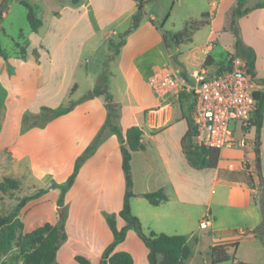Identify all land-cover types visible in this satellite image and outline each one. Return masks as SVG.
I'll return each mask as SVG.
<instances>
[{
    "label": "crops",
    "instance_id": "obj_1",
    "mask_svg": "<svg viewBox=\"0 0 264 264\" xmlns=\"http://www.w3.org/2000/svg\"><path fill=\"white\" fill-rule=\"evenodd\" d=\"M140 1L143 12L132 29V17ZM151 1L60 3L51 10L49 25L41 20L39 28L28 34L26 48L36 46L41 50L39 53L34 48L35 60L25 48L24 58L12 63V74H0V80L14 94L15 105L21 108L19 117L36 102L38 110L70 106L66 113L54 116L43 126L21 131L22 161L31 169L49 172L58 183L63 182L73 171L77 157L102 135L64 194L67 238L59 246L56 260L74 264V257L82 255L92 264H99L103 250L113 240L104 213L117 214L118 229L126 224L118 215L125 193L120 145L125 142L127 129L138 126L143 148L132 152L134 195L130 208L141 225L145 219L148 232L160 233L167 228L171 234L186 235L187 242L207 235L209 249L218 243H235L229 250L234 257L230 264H264V106L257 154V134L250 126L245 133H238L248 138L245 147L223 148L214 167L202 165L203 154L198 158L188 148L189 142L194 144L193 135H189L193 128V98L158 97L147 82L159 67L177 69L174 56L183 54L180 45L193 42L194 33L190 41L172 42L169 31L145 11ZM179 1L172 0V6ZM206 1L200 15L207 12L210 16L208 42L189 47L186 57L200 59L199 68L216 70L211 43L218 40L219 32L231 33L235 27L226 62L236 54L235 42L239 39L254 51V78L264 83V0H244L242 9L246 10L240 15L233 14L238 0H232L227 10L229 21L219 31L213 25L221 1ZM256 92H264V88ZM105 93L111 95L116 109L112 126L106 124L109 110ZM55 98V104L46 102ZM156 190L166 196L157 205L141 195ZM89 203L92 206L88 208ZM205 217L210 224L201 229L199 223ZM120 250L129 252L134 264L136 254L142 257V264H149L148 249L132 228L114 248Z\"/></svg>",
    "mask_w": 264,
    "mask_h": 264
},
{
    "label": "rangeland",
    "instance_id": "obj_2",
    "mask_svg": "<svg viewBox=\"0 0 264 264\" xmlns=\"http://www.w3.org/2000/svg\"><path fill=\"white\" fill-rule=\"evenodd\" d=\"M24 1L32 6L36 17L43 21L45 20L48 25L50 23L51 10L55 8V6H61L62 3L70 2V0ZM203 1L180 0L179 2H175L172 6V0H154L147 2L145 11L154 15L156 24H158V26H163L165 30L169 31V33H167L169 36L175 32L181 31L185 23L190 19L199 18L207 2L205 0L203 3ZM220 1L221 5L217 11L216 22L213 25L214 29L217 31H219L223 25H227L229 21V11L227 10L232 5V0ZM1 11L0 43L4 50L5 58H0V74H5L7 72L8 76H10L14 67L12 63L17 60H22L25 56L23 49L27 46L29 41L28 34L31 29L27 20L28 9L20 0H7L6 3L3 4ZM167 14H170L168 18ZM206 19L208 21L210 20L209 14ZM164 22L165 25H163ZM242 24H244V22H242ZM44 28L42 30H44ZM236 29L237 28L232 27L231 33L229 31L219 32L218 40L211 43L213 45L211 54L215 60L214 66L216 70H223L224 66L227 64L226 58L235 37L232 32H236ZM208 33V26L201 28L194 32L193 42L180 45L183 54H176L173 59L174 66H176L180 72L186 73L189 72L188 69H200V59L197 60V58H192L190 55L186 57V51L189 47L191 48L192 45H199L206 42L208 40ZM34 48L39 53L41 52L36 46ZM34 48H30V46L26 48V54H28L31 60H35L36 57L37 52L33 53ZM180 58L185 62L187 69L184 68V65H181ZM204 63L207 64V62ZM189 73H193V71ZM39 78L41 79V77ZM54 78L56 77L54 76ZM39 95L38 99L40 100L41 94ZM13 96V92H11L0 80V182L8 177L17 184L16 188H8L5 192L0 191V214L16 213L23 221L24 228L21 234H18V237L14 240L11 250L1 257L0 264H26V255L32 246L28 242V239L25 238V235L45 223H58L59 217L64 214L66 208L64 198L63 203L60 201L62 195L61 186L66 180L58 183L51 173L43 170L37 171L36 168L31 169L22 161L21 131H24L29 126H43L53 118V114L50 111L42 110V108L38 110L36 102L30 109L24 110L19 117L21 108L15 105ZM176 96L179 100H183L188 98L189 95L184 91H180ZM57 101L58 98H55L46 102L55 104ZM230 125L231 127H236L237 124L231 121ZM188 148L191 154L193 153L194 155V153H196L198 158L201 157V151L195 144H190L189 142ZM90 189L91 188L88 190ZM84 191L83 189L82 192ZM25 198H27V200L21 204L22 200ZM89 198L91 199L92 197ZM87 206L89 208L92 204L89 203ZM143 222L142 229L145 233H148L147 220L144 219ZM151 228L156 229L157 227L152 225ZM163 230L165 231L162 232L171 234L169 229L164 228ZM210 244V237L207 235L201 236L199 240L190 238L187 242L190 255L184 261V264H210ZM135 257L137 264H142V257L138 254H136ZM73 263L78 264L75 261H73ZM218 264H230V262L227 261Z\"/></svg>",
    "mask_w": 264,
    "mask_h": 264
},
{
    "label": "trees",
    "instance_id": "obj_3",
    "mask_svg": "<svg viewBox=\"0 0 264 264\" xmlns=\"http://www.w3.org/2000/svg\"><path fill=\"white\" fill-rule=\"evenodd\" d=\"M7 0H2L0 3V14L1 8ZM76 2L77 0H72ZM27 9V20L29 22L30 29L36 31L42 24L40 18L36 17L32 6L24 1L20 0ZM244 5V0H238L237 6L233 11L234 15H240L246 9H242ZM142 2L138 3V10L132 17V26L135 28L142 15ZM208 13H202L197 19H190L185 23L184 28L181 31L171 34L173 42L176 44L190 41L192 34L207 26L209 21L206 19ZM236 55L241 56L246 61V67L252 77H255V54L252 48L244 46L239 39L235 42ZM25 54V49H23ZM0 58H5L4 50L0 43ZM228 66V64H226ZM224 66V67H226ZM255 98L257 99V104L254 110V115L251 124L256 130V154L258 152L257 143L259 129L262 124V110L264 106V92H255ZM105 101L108 106V119L106 121L107 125H111V119L115 116L116 109L111 103V95L105 93ZM70 109V106H59L56 108L42 107V110L50 111L54 116H59L66 113ZM113 128V127H112ZM193 128L189 131V135H193ZM142 131L138 126H131L126 131L125 142L120 145V150L122 154V169L125 177V193L123 198L122 208L118 212L126 222V224L118 229L116 226V213H104L106 223L112 232L113 240L110 242L102 252L99 264H134V259L132 255L127 251H114L116 245L122 242L126 236V231L132 228L136 231L137 235L143 241L148 249L147 260L149 264H184V261L190 255V249L187 245V237L184 234H166L164 232H154L150 231L145 233L142 229L141 222L139 218L132 214L130 208V198L134 195L132 191L133 179L131 173V158L132 152L140 150L143 148L141 142ZM102 135L99 134L92 143L85 149V151L79 155L76 159L74 169L71 174L66 179L65 183L61 186L62 195L60 197L61 203H63L64 194L72 185L74 178L79 170L82 162L94 151L96 146L101 140ZM203 154L202 165L208 167H214L216 165L219 150L215 148H204L198 147ZM257 163H259L258 156L256 157ZM17 184L12 179L6 177L2 182H0V191L5 192L8 188H16ZM148 202L157 205L159 202L166 199L165 194L162 190H156L152 192H146L141 194ZM27 198L22 200L23 204ZM20 204V205H21ZM65 220H66V208L64 214L59 217V222L55 224L45 223L42 226L37 227L33 231L27 233L25 238L31 244V249L25 258L26 264H60L56 260L57 251L59 246L66 240L67 235L65 232ZM24 228V223L21 218L16 213L10 214H0V259L11 250L14 240L21 234ZM235 246V243H218L210 246L209 254L211 259V264H218L222 262H227L232 260L234 257L229 252V250ZM78 264H92L89 259L82 255H76L74 257ZM238 264H254L250 262L239 261Z\"/></svg>",
    "mask_w": 264,
    "mask_h": 264
},
{
    "label": "built area",
    "instance_id": "obj_4",
    "mask_svg": "<svg viewBox=\"0 0 264 264\" xmlns=\"http://www.w3.org/2000/svg\"><path fill=\"white\" fill-rule=\"evenodd\" d=\"M223 70L202 66L183 75L179 70L164 66L155 69L147 78L151 90L158 97L178 95L180 91L193 98V143L197 147L221 150L227 147H245L244 134L251 124L257 100L254 93L264 88L255 80L239 55L228 57ZM234 121L236 127H231ZM238 131V132H237ZM210 224L203 218L199 226Z\"/></svg>",
    "mask_w": 264,
    "mask_h": 264
}]
</instances>
